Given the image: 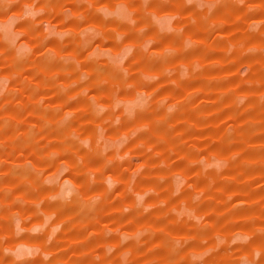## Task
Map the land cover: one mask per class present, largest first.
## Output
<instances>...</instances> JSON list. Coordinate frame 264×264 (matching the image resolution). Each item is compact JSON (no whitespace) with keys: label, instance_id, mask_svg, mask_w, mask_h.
Here are the masks:
<instances>
[{"label":"rangeland","instance_id":"rangeland-1","mask_svg":"<svg viewBox=\"0 0 264 264\" xmlns=\"http://www.w3.org/2000/svg\"><path fill=\"white\" fill-rule=\"evenodd\" d=\"M0 264H264V0H0Z\"/></svg>","mask_w":264,"mask_h":264}]
</instances>
